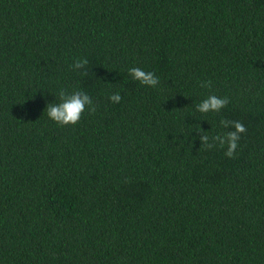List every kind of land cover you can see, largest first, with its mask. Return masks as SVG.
Returning a JSON list of instances; mask_svg holds the SVG:
<instances>
[{
	"label": "trees",
	"instance_id": "16d2710c",
	"mask_svg": "<svg viewBox=\"0 0 264 264\" xmlns=\"http://www.w3.org/2000/svg\"><path fill=\"white\" fill-rule=\"evenodd\" d=\"M0 264H264V0H0Z\"/></svg>",
	"mask_w": 264,
	"mask_h": 264
},
{
	"label": "clouds",
	"instance_id": "9594fccd",
	"mask_svg": "<svg viewBox=\"0 0 264 264\" xmlns=\"http://www.w3.org/2000/svg\"><path fill=\"white\" fill-rule=\"evenodd\" d=\"M84 63H87L85 60ZM80 65L77 64V67ZM131 76L139 81L141 84L146 86L155 87L159 81L155 77L154 73L145 72L140 68H131ZM211 84V83H210ZM63 96V93H61ZM113 102H119L121 96L119 94L110 97ZM90 100L88 95H84L81 98L78 94L65 99L63 103L53 106L49 105L47 110L48 117L61 126L76 125L85 111V105L89 104ZM229 103L227 97L220 99L217 96H210L204 103L199 105V111L202 113H207L209 111L219 112L222 108L226 107ZM95 109H93V112ZM224 127L227 128L228 122L224 121ZM235 131L226 132L225 139L221 141V147L227 145V151L225 155L229 158H233L238 147V141L240 140L241 134L246 133L247 129L240 121H232ZM205 144L208 143V135L203 137Z\"/></svg>",
	"mask_w": 264,
	"mask_h": 264
}]
</instances>
